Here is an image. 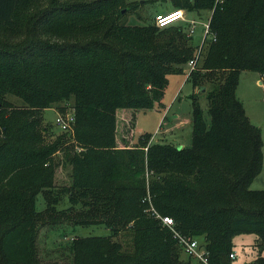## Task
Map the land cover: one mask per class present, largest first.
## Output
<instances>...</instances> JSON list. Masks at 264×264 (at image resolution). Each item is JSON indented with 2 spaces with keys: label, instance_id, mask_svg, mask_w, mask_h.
I'll use <instances>...</instances> for the list:
<instances>
[{
  "label": "trees",
  "instance_id": "1",
  "mask_svg": "<svg viewBox=\"0 0 264 264\" xmlns=\"http://www.w3.org/2000/svg\"><path fill=\"white\" fill-rule=\"evenodd\" d=\"M174 2L210 11L208 40L195 44L176 22L128 24L125 0H0V264H190L146 210L147 193L175 230L201 241L211 264H231L237 233L264 246V188L250 187L262 167L261 129L235 91L241 70L264 81V0ZM190 60L187 78L198 87L190 145L151 141L149 132L132 141L138 113L163 105L168 75ZM70 101L71 130L46 138L42 110ZM64 196L69 205L57 208ZM61 222L110 233L74 236L68 261L44 260L39 230Z\"/></svg>",
  "mask_w": 264,
  "mask_h": 264
},
{
  "label": "rangeland",
  "instance_id": "2",
  "mask_svg": "<svg viewBox=\"0 0 264 264\" xmlns=\"http://www.w3.org/2000/svg\"><path fill=\"white\" fill-rule=\"evenodd\" d=\"M83 1V0H82ZM123 20L128 24L154 23V16L161 12L178 9L174 0H125ZM185 12V11H184ZM186 16V17H185ZM182 21H177L174 26L181 24L187 29V35L191 36L195 44H200L204 36L205 25L208 24L210 11L192 10L186 12ZM193 27V32L188 31ZM207 40L210 32L205 33ZM70 41V40H69ZM207 45L205 44L204 48ZM191 66L185 65V73H171L168 75V83L163 94V105H155L153 109L140 111L136 117L131 131V140L136 141L139 134L151 133V141L168 142L174 145L189 146L192 130V103L190 94L197 91L198 87L192 86L190 78H187ZM261 79V78H260ZM259 79V74L253 70H241L236 85V96L241 100L249 120L260 127L262 137V167L253 178L250 187L253 189L264 188V81ZM259 80V81H258ZM12 102L19 104L16 96H9ZM202 108L206 111L207 99L205 95L199 98ZM70 103L64 110L56 106L42 110V123L47 125L46 138L52 139L61 133V129L55 123L57 113L72 112ZM120 132H118L119 135ZM121 134V133H120ZM120 137V135H119ZM118 141H120L118 139ZM77 151L79 147H75ZM68 179L66 171L60 172L58 182ZM35 205L37 210H43L45 201L41 192L36 195ZM69 205L67 197L58 203L57 208H65ZM110 229L104 224L70 225L61 222L51 226H43L39 230L37 245L38 251L44 260L68 261V245L74 236L109 235ZM233 250L236 252L231 264H248L254 261L257 254L264 255V246H260L257 236L251 232H241L232 238ZM182 258L187 257L184 253ZM190 264H198L191 258Z\"/></svg>",
  "mask_w": 264,
  "mask_h": 264
},
{
  "label": "built area",
  "instance_id": "3",
  "mask_svg": "<svg viewBox=\"0 0 264 264\" xmlns=\"http://www.w3.org/2000/svg\"><path fill=\"white\" fill-rule=\"evenodd\" d=\"M185 13L184 10L181 8H178L174 11H168V12H161L154 16V22L155 25L158 27H164L166 25L173 24L177 21L184 20ZM176 18V19H174ZM174 19L171 23L164 24L168 22L169 20ZM188 31L193 32V27L190 26ZM208 32V24L205 25L204 28V35ZM193 60H190L188 64L192 67L193 66ZM74 121L73 113H57V116L55 117V123L58 125V127L62 131H69L71 130L72 123ZM142 201H147L148 205L146 207V210L152 214L156 219H158L159 223L163 226L169 227L172 230L173 237L177 239L178 244L180 245L183 253L186 255L196 259L200 264H211L208 260L207 256V250L205 249L204 245L196 238H188L185 235L181 234L177 230L173 228L174 220L172 217H170L167 214H162L158 212L155 207L153 206L150 195L147 193ZM236 252L232 250L229 253V257L231 259L235 258Z\"/></svg>",
  "mask_w": 264,
  "mask_h": 264
},
{
  "label": "bare ground",
  "instance_id": "4",
  "mask_svg": "<svg viewBox=\"0 0 264 264\" xmlns=\"http://www.w3.org/2000/svg\"><path fill=\"white\" fill-rule=\"evenodd\" d=\"M174 19H176V18H174ZM174 19H172V20H169L168 22H166V23H164V24L171 23L172 21H174Z\"/></svg>",
  "mask_w": 264,
  "mask_h": 264
},
{
  "label": "water",
  "instance_id": "5",
  "mask_svg": "<svg viewBox=\"0 0 264 264\" xmlns=\"http://www.w3.org/2000/svg\"><path fill=\"white\" fill-rule=\"evenodd\" d=\"M124 11V9H122V12ZM171 11H174V10H171ZM178 147H181V145H178Z\"/></svg>",
  "mask_w": 264,
  "mask_h": 264
},
{
  "label": "crops",
  "instance_id": "6",
  "mask_svg": "<svg viewBox=\"0 0 264 264\" xmlns=\"http://www.w3.org/2000/svg\"><path fill=\"white\" fill-rule=\"evenodd\" d=\"M185 13V15H186V12H184ZM186 17V16H185ZM185 20V19H184ZM259 79H260V76H259ZM261 80V79H260ZM259 81V80H258ZM181 146H183V145H181Z\"/></svg>",
  "mask_w": 264,
  "mask_h": 264
}]
</instances>
